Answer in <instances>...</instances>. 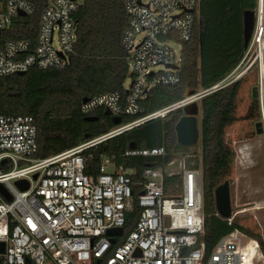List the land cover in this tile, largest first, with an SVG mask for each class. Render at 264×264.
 Segmentation results:
<instances>
[{"label": "built area", "instance_id": "2783aa9c", "mask_svg": "<svg viewBox=\"0 0 264 264\" xmlns=\"http://www.w3.org/2000/svg\"><path fill=\"white\" fill-rule=\"evenodd\" d=\"M81 0H0V77L69 65L76 41L75 14ZM200 0H123L127 54L124 93L110 91L82 101L86 116L109 110L121 122L99 136L45 158H36L37 125L31 115L0 114V264H264L257 240L239 231L223 237L206 254L200 169L182 163V175L165 167L117 165L102 157L97 174L86 173L84 152L173 110L199 102L243 73L145 115L141 102L156 86L180 80L183 43L197 20ZM23 13L21 15L20 13ZM259 25V26H258ZM262 26V25H261ZM258 17L254 34L261 28ZM14 28L24 37H5ZM264 28V26H263ZM259 37V33H258ZM178 45V50L173 45ZM160 68V69H159ZM159 69V70H158ZM259 90L264 121V93ZM137 116L123 123L124 116ZM264 131V126H263ZM164 147L128 149L126 155L160 156ZM177 174L178 183L165 179ZM36 175V177H34ZM181 175V176H180ZM18 180L28 183L20 189ZM136 209L132 228L127 216ZM224 218V217H223ZM234 214L225 218L231 223ZM120 235H109L112 228ZM3 243V250L1 244Z\"/></svg>", "mask_w": 264, "mask_h": 264}, {"label": "trees", "instance_id": "16d2710c", "mask_svg": "<svg viewBox=\"0 0 264 264\" xmlns=\"http://www.w3.org/2000/svg\"><path fill=\"white\" fill-rule=\"evenodd\" d=\"M75 14L76 41L69 65L56 69L32 68L23 74L0 77V114L31 115L37 125L36 158H45L79 145L83 141L106 133L114 127L111 117L100 110L95 121L86 120L81 112L82 98L100 93L120 91L128 76L127 54L121 46L126 26L123 0H81ZM259 0H200L192 37L183 43L180 80L171 86L152 88L141 102L145 115L173 104L190 91L207 89L222 81L241 63L248 46L243 39V13H257ZM3 34V33H1ZM0 34V35H1ZM25 31L14 28L5 37H26ZM240 80L201 98L200 153L187 168L200 169L204 199V241L209 254L218 240L233 232L255 239L264 257V239L257 233L221 217L215 207L214 189L218 178L227 168L231 150L223 135L234 121L233 112ZM183 115L176 109L166 116L139 125L130 131L111 137L96 147L88 148L86 173L99 171L102 157L114 156L117 165L134 167L138 175L147 165L165 167L178 151H187L176 141L175 124ZM137 116H124L123 123ZM137 148L164 147L160 156L126 155L129 144ZM179 175L166 177L172 184ZM137 211L126 219L129 231Z\"/></svg>", "mask_w": 264, "mask_h": 264}, {"label": "rangeland", "instance_id": "374dc122", "mask_svg": "<svg viewBox=\"0 0 264 264\" xmlns=\"http://www.w3.org/2000/svg\"><path fill=\"white\" fill-rule=\"evenodd\" d=\"M257 39L258 34L257 32L254 34L253 31L245 55L234 71V75L239 73L243 75L238 78L240 87L235 100L234 121L225 127L223 135L224 142L232 154L227 168L217 182L218 184L225 180L229 182L231 211L235 220L264 239V131L257 133L255 127L256 122L262 121L263 128L264 121L260 97L258 95L255 98L252 95V88L260 86L261 61L257 59L255 42ZM173 46L178 50L177 44ZM261 59L264 68V53ZM129 79L127 76L125 84H128ZM201 117L199 106L197 114L199 128ZM197 153H200V136L198 142L188 147L187 151L176 152L172 159L175 163L170 170L180 172L182 175L183 164L185 167L186 164H193ZM249 238L244 235L242 240L246 242Z\"/></svg>", "mask_w": 264, "mask_h": 264}, {"label": "water", "instance_id": "95a60500", "mask_svg": "<svg viewBox=\"0 0 264 264\" xmlns=\"http://www.w3.org/2000/svg\"><path fill=\"white\" fill-rule=\"evenodd\" d=\"M261 11V1L258 2V10L255 13L254 10H245L243 13V39L244 45L248 46L251 40V36L254 30V26L258 17V13ZM23 15V13H20ZM24 72H19L18 74L21 75ZM263 86V85H262ZM261 88V81L260 86H254L252 88V95L253 97L257 98L259 95V90ZM263 88V87H262ZM193 91H190L188 94H192ZM87 98H82V101H86ZM183 115L179 118L177 123L175 124V133H176V141L178 144L184 147H190L195 145L200 136V128L198 126L197 114L199 111V106L197 102H192L183 108ZM104 113L110 116L109 110H105ZM98 119V116H86V120L88 121H95ZM111 120L113 125H117L121 122L120 117H113L111 116ZM256 132L262 133V121H258L255 124ZM136 148L134 142L129 144V149L133 150ZM36 177V175L34 176ZM16 184L19 186L20 189H26L28 187V183L25 180H18ZM0 191L4 194V196L10 200L11 197L7 192L4 190L3 185L0 184ZM214 202L217 213L224 218L231 217V201H230V190H229V182L225 180L224 182L218 184L214 189ZM123 228L116 227L112 228L108 231L109 235H120L122 234ZM1 249L3 250V243L1 244Z\"/></svg>", "mask_w": 264, "mask_h": 264}, {"label": "bare ground", "instance_id": "6f19581e", "mask_svg": "<svg viewBox=\"0 0 264 264\" xmlns=\"http://www.w3.org/2000/svg\"><path fill=\"white\" fill-rule=\"evenodd\" d=\"M261 1V11L258 13V22L260 24V26L263 24L264 21V0H260ZM259 33V37L257 40H255L256 44H257V59H259L261 61V70L259 67V71H260V81H261V87H264V68H263V60L261 59L263 57V53H264V28L263 26H261L260 31L257 32V34ZM263 85V86H262ZM263 90L261 91V96H263Z\"/></svg>", "mask_w": 264, "mask_h": 264}]
</instances>
